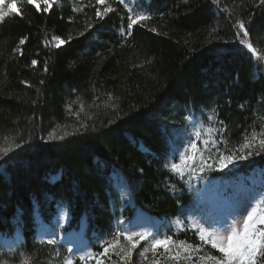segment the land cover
Listing matches in <instances>:
<instances>
[{
  "label": "trees",
  "instance_id": "16d2710c",
  "mask_svg": "<svg viewBox=\"0 0 264 264\" xmlns=\"http://www.w3.org/2000/svg\"><path fill=\"white\" fill-rule=\"evenodd\" d=\"M9 1L16 10L0 21V150L10 149L0 151V264H94L78 257L102 251L100 242L133 229L139 214L142 228L200 245L192 260L161 264L219 255L190 220L211 227L233 210L232 182L248 181L255 167L264 206V153L182 178L166 164L194 124L224 121L229 149L245 130L264 128L261 0H55L47 12ZM136 5L151 19L128 36L121 29ZM108 6L98 21L96 9ZM87 23L96 27L80 36ZM53 36L65 42L56 47ZM65 131L64 140L48 139ZM53 232L58 243L49 245ZM119 239L117 250L128 243ZM77 241L81 250L67 251ZM147 246L141 241L129 264H147ZM106 264L123 262L111 254Z\"/></svg>",
  "mask_w": 264,
  "mask_h": 264
},
{
  "label": "snow or ice",
  "instance_id": "6c2138e0",
  "mask_svg": "<svg viewBox=\"0 0 264 264\" xmlns=\"http://www.w3.org/2000/svg\"><path fill=\"white\" fill-rule=\"evenodd\" d=\"M28 2L32 3L33 0H28ZM45 2L47 6L44 8V11L47 12L51 4L48 3V0H45ZM54 2L55 0H52V3ZM119 2L125 4V0H119ZM96 3L104 5L106 0H96ZM261 3L264 4V0H261ZM138 6L128 7L127 25L126 28L121 29L125 35L131 36L134 26L151 19L144 12L135 11V7ZM111 11V6L105 7L103 13L97 8L95 16L98 18V21H103L105 15ZM12 12H14L12 3L8 2L5 4V0H0V21L4 20ZM237 24L238 29L243 30V37L247 38L249 32L246 30L245 23L237 21ZM95 27L96 25L93 23H87L84 31H81L79 35L84 36L86 32L93 30ZM239 30L237 31V36L241 35ZM25 39L26 37L22 38L20 43L23 44ZM68 39H72V37L70 36ZM52 40L55 42L56 47H60L65 42L59 36H53ZM240 43L245 44L247 41L246 39H241ZM247 48L253 53L256 51L251 43H247ZM32 64H36V61L33 60ZM213 119L214 114L208 117L209 121ZM216 122L220 124V128L194 124L187 143L182 145L183 151L178 149L173 154L172 162L166 164V167H169L172 172L182 178L185 174L204 173L214 170L215 167L224 168L234 161L248 160L251 157L264 153V128H261L259 131L253 129L250 133L248 130H245L242 142L229 149L224 147V144L228 142L225 140L228 131L227 126L224 124V121ZM68 135L70 133L67 131L63 132L62 135L50 133L48 139L64 140ZM0 151L4 155H7L10 149L5 148ZM205 152L210 153V155L205 156ZM212 153L216 155V159L213 163H209L208 161L213 159ZM177 157L178 162H176ZM261 199H264V197H261ZM243 212H246V215H243L242 223L238 219L242 213L237 212L230 213L223 220L215 221L216 227L209 228L198 223L192 225L200 241L205 245L210 244L211 248L217 250L219 253V255H197L196 260L199 264H264V207L259 205L254 206L253 203H250L243 209ZM121 236L128 243L127 245H121L119 250H117ZM141 241H148V246L144 248L140 256L144 260H147L146 253H152V259L148 260L147 264H161L160 257H163L165 261L169 258L174 261H189L193 259L194 253L198 254L201 250L200 245L193 247V245L183 240L177 242L172 236L164 235L161 237L158 233L141 228L139 231L117 230L111 240H102L100 242L102 251H85L83 255L78 257V260L91 261L94 264H106V261H111V254H114L123 264H129L133 249ZM57 243L58 241L53 232L51 238L47 240V244L56 245ZM159 249H163V252L159 253L158 256L157 252ZM72 250V248L67 249L69 252ZM22 264H31L30 258L26 257ZM64 264H73V260L65 257Z\"/></svg>",
  "mask_w": 264,
  "mask_h": 264
},
{
  "label": "rangeland",
  "instance_id": "374dc122",
  "mask_svg": "<svg viewBox=\"0 0 264 264\" xmlns=\"http://www.w3.org/2000/svg\"><path fill=\"white\" fill-rule=\"evenodd\" d=\"M8 2L12 3L13 9L15 11L16 4L12 1L5 0V4H7ZM48 3L51 4L52 0H48ZM32 4H34L37 8L41 6H47L45 0H33ZM51 43L55 44L53 40H51ZM245 179L248 181H244L241 178H239L238 182H232L233 184L236 185V190H234V192L231 195V200L233 201L232 204L234 205V208L233 210L226 211V214L220 220H223L224 218L228 217L230 213L240 212L242 213V215L238 217V219L242 223L243 215H246V212H243V209L248 204L253 203L254 206L255 205L262 206L257 193H255V186L261 183V170H259L258 168L252 169V171L249 173V175H247V177H245ZM136 223L137 225L134 227L132 231H139L145 225V219L143 217H139ZM197 223L200 224L196 218L191 219L192 225ZM211 227H216V225L214 224ZM76 244H77L76 246L72 247L73 254H76L81 250L80 241H77Z\"/></svg>",
  "mask_w": 264,
  "mask_h": 264
}]
</instances>
